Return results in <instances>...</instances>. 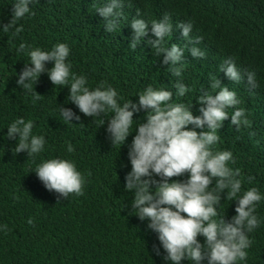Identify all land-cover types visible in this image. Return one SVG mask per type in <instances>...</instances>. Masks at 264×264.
<instances>
[{
  "label": "trees",
  "instance_id": "obj_1",
  "mask_svg": "<svg viewBox=\"0 0 264 264\" xmlns=\"http://www.w3.org/2000/svg\"><path fill=\"white\" fill-rule=\"evenodd\" d=\"M108 2L38 0L30 5L35 15L19 22L24 27L19 37L12 38L0 29V226H8L7 232L0 229V264H172L163 260L166 253L157 234L147 229L148 221L131 213L134 192L124 187L125 175L131 171L128 146L146 113H135L134 119L140 121H134L133 133L124 145L113 146L106 132L113 113L99 118L85 116L67 100L70 86L53 85L47 72L33 85V91L41 95L33 103L31 94L16 84L21 69L30 64L27 54L17 51L21 42L42 50L66 43L72 71L87 77L93 89L100 81H107L118 91L121 104L129 99L138 101V95L151 85L171 90L173 102L192 104L193 114L199 115L197 97L201 88H210V77L216 75L222 85L237 93L241 103L236 107L247 109L252 128L237 131L229 115L218 130L221 140L215 147L233 152L236 162L230 167L241 170L242 191L257 187L264 194V0H123L120 30L113 33L105 31L103 17L96 10ZM12 3L0 0V22L11 19ZM165 13L173 23V34L165 38L167 46H192L176 27L180 21L193 23L191 38H203L196 46L206 53L205 58L196 59L187 49L184 52V71L179 79L190 89L184 97L175 96L173 85L178 78L167 70L169 65L162 64L163 56H155L147 44V39L154 38L151 22ZM133 18H142L149 25L148 36L135 50L129 47ZM228 57L241 71L256 72L259 87L254 95L246 90V77L236 84L219 71ZM52 66L53 62H46V68ZM61 105L80 115V120L65 122ZM233 110L229 109V114ZM19 117L31 119L33 134L45 137L44 150L35 157L26 151H12L18 141L7 138V127ZM100 120H105L103 126ZM249 131L256 134L250 137ZM69 143L72 153L67 151ZM52 158L76 164L86 177L84 195L58 201L59 194L45 188L35 169ZM249 176L254 177L251 183ZM186 178L187 174L172 179ZM236 203L222 199L219 215L230 220ZM257 214L262 223L249 234L253 244L247 250L246 264H264V201ZM30 217L34 225L28 223ZM198 239L204 242L202 236ZM155 247L160 248L159 255ZM181 264L191 262L185 259Z\"/></svg>",
  "mask_w": 264,
  "mask_h": 264
},
{
  "label": "clouds",
  "instance_id": "obj_2",
  "mask_svg": "<svg viewBox=\"0 0 264 264\" xmlns=\"http://www.w3.org/2000/svg\"><path fill=\"white\" fill-rule=\"evenodd\" d=\"M36 2L38 0H13L11 19L7 23L0 22V29L10 33L12 38L19 37L24 31L23 24L19 22L26 16L35 15L30 5ZM123 8V0H110L96 9L103 17L106 32L120 30ZM130 23L133 36L129 47L135 50L148 36L149 25L142 18H133ZM176 27L192 44L190 48L176 43L167 46L165 38L173 34V23L167 13L151 22V36L154 38L147 39V44L155 56H163L162 64L169 65L167 70L178 78L173 85L175 96L184 97L190 91L179 79L184 71L185 49L196 59L205 58L206 53L196 46L203 38L190 37L191 21H180ZM17 51L27 54L30 64L21 69L16 84L26 94H31L33 103L41 99V95L33 91V85L42 73L47 72L53 85L70 86L67 100L85 116L99 118L113 113L106 127L113 146L124 145L133 133L134 121H140L134 119V114L142 110L146 113V119L137 123L128 146L131 171L125 175L124 187L126 191L134 192L131 213L141 221L147 220V229L157 234L166 253L163 260L172 264H181L185 259L191 264H203L204 261L207 264H246L247 250L253 244L249 234L262 223L257 208L264 201V194L257 187L242 191L243 181L238 178L241 170L230 167L236 162L233 152L215 147L221 140L218 130L229 115L230 123L236 126L237 131L252 128L247 109L236 107L241 101L234 90L222 85L216 75L211 76L209 89L212 91L201 88L197 97L201 105L199 115L193 114L192 104L173 102L171 90L154 89L151 85L138 95V101L129 99L121 104L118 91L107 81H100L93 89L88 86L87 77L72 71L67 59L70 48L66 43H57L50 50H42L21 42ZM46 62H53V66L46 68ZM219 71L236 84L246 77V90L250 95H254L259 87L256 72L241 71L232 57L224 60ZM229 109H234L231 114ZM59 111L65 122L80 120V115L71 108L61 105ZM99 123L103 126L105 120ZM33 128L34 122L23 117L15 119L7 127V138L18 141L12 150L14 154L26 151L28 156L35 157L44 150L45 137L34 135ZM248 134L251 137L256 133L249 131ZM67 151L74 152L71 143L67 145ZM35 172L46 189L59 194L58 201L70 195H84L86 177L71 160L48 159L37 165ZM185 174L186 179H172ZM253 179L249 176L248 182ZM225 191L226 196L222 197ZM222 199L237 201L235 215L230 220L219 215ZM28 223L34 225V219L28 218ZM0 229L7 232L8 226L2 225ZM200 236L204 238L203 243L198 239ZM154 251L160 254L159 247Z\"/></svg>",
  "mask_w": 264,
  "mask_h": 264
}]
</instances>
